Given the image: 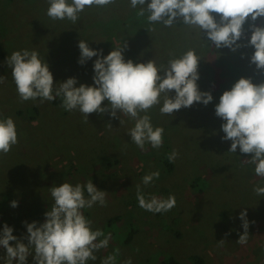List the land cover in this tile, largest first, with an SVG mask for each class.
I'll list each match as a JSON object with an SVG mask.
<instances>
[{
	"label": "rangeland",
	"instance_id": "1",
	"mask_svg": "<svg viewBox=\"0 0 264 264\" xmlns=\"http://www.w3.org/2000/svg\"><path fill=\"white\" fill-rule=\"evenodd\" d=\"M35 1L0 0V18L5 21V29L0 34V50L7 53V57L2 60L5 65L0 64V76L6 78L0 83V118H13L18 131V144L7 154H0V197L8 195L7 199L2 198L6 205H0V231L7 223L13 227V235L27 244L28 241L23 240L27 235L24 221H45L44 214L53 203L50 191L52 186H59L64 182L86 184L92 180L99 190L108 192L106 206L97 203L88 209L92 211L90 220L93 222V229L101 228L104 234L107 229L113 236L107 248L94 253L97 259L90 260L87 264H102L109 255H116L115 264H125L129 260L131 264H162L170 256L190 264V254H200L205 264H264V196H258L253 190L257 185L264 187V178L258 177L255 165L247 161L252 154H242L239 149L236 153L229 152L231 141L220 140L213 148L215 141L208 137L211 135H207L206 129L199 130L198 134H192V143L187 140L180 144L183 154L192 150L190 155H178L174 161L177 165L172 173L145 186L142 177L152 172V166L155 165L144 163L148 152L145 151V155L128 135L129 129L135 124L134 120L118 113L124 121L121 125L120 119L111 117L110 113H92L88 117L89 122H85L84 115L78 109L66 111L62 105L56 106L53 101L41 103L39 98L35 101H23L38 106L40 114L35 119L16 115L19 95L6 62L14 51L39 50L40 57L49 64L54 83L75 77L78 81L76 86L79 87L80 84H94V61L98 58L93 57L85 65L78 63V44L82 39L93 49H103V53L106 50L112 51L113 47H122L126 42L124 55H131L135 63L155 60L157 65H164L165 59L169 62L170 59L194 49L201 57L198 68L200 79L197 81L199 89L211 92L214 100L207 106L194 103L191 107L176 111L174 115H191L189 118L195 121L198 120L195 117L201 115L210 119V122H216L220 118L215 114V106L228 86H233L241 77L252 78L256 84L264 82V70H258L250 63L255 49L243 47L237 52L229 48L215 49L214 45L206 41V34L202 36L198 28L179 23L173 25L175 29L170 31L171 34H168L169 27L153 24L152 36L149 35L144 43L143 35L135 30L139 23L133 8L130 5L124 13L119 0L107 7L86 8L75 24L67 19L49 21L47 16L41 17V12L47 13L48 9L46 7L44 10L42 3H48V0H40L41 12L32 8ZM32 10L37 15L30 13ZM147 15L146 13L143 17L147 18ZM213 15L218 17L219 14ZM35 16L37 20L44 19L56 26H47L46 21L36 25ZM113 17L120 22L122 18L123 22L130 18L128 32L123 28L124 23L122 27H116L119 25L112 23ZM256 23L264 26V18H259ZM250 24L249 18L244 25L248 39L251 37ZM50 42L54 46H64L72 59L63 62L66 57L62 58L60 48L51 50ZM239 43H247V40ZM110 45L113 47L110 48ZM107 46L109 47L106 48ZM171 93L174 96L175 90ZM107 103L105 101L102 106H107ZM161 106L162 101L147 113L151 116L154 127L162 128L173 118L172 115H162ZM130 120L134 122L132 125ZM49 127L53 131L64 132L62 135L69 140L62 139L59 133L52 140V134L49 138L45 132L38 137L40 129L47 130ZM219 128L221 127L217 125L208 127V130L215 134ZM186 134L187 132H183V135ZM103 155L109 157L112 166L107 165L108 159L104 161ZM218 157L231 165L230 171L222 176L216 175V170H212ZM102 162L109 170H106ZM148 167L150 170L147 172ZM141 171L146 174L142 176ZM199 175L201 178L198 182L195 179ZM137 185L145 194L146 200L155 193L162 199L173 193L177 201L175 207L160 215L146 211L139 206L138 200L135 202ZM149 186L152 188L148 189ZM127 197L129 201L126 200ZM14 200L18 201V207H11ZM245 208L249 228L246 243L241 244L237 242L240 235L244 234L240 213ZM34 212H37V216L33 215ZM117 212L121 215L120 221L107 225L106 219ZM131 232L133 236L128 245L126 237ZM221 240H224L222 245L218 243ZM10 243L14 245L15 241ZM6 255V249L0 246V264H8ZM12 264H16V261H12ZM28 264H33V256L28 258Z\"/></svg>",
	"mask_w": 264,
	"mask_h": 264
},
{
	"label": "clouds",
	"instance_id": "2",
	"mask_svg": "<svg viewBox=\"0 0 264 264\" xmlns=\"http://www.w3.org/2000/svg\"><path fill=\"white\" fill-rule=\"evenodd\" d=\"M116 0H48L47 16L53 21L69 20L75 24L80 13L90 7H107ZM133 9H139L138 15L147 13L150 24H163L172 27L183 24L200 30L206 34L207 42L215 49L229 48L237 52L243 47H252L254 52L250 63L258 70H264V26L256 21L264 18V0H130ZM213 13L219 14L218 17ZM251 19L250 39L246 36L244 25ZM247 40V43H239ZM80 58L78 63L85 65L93 57V85L80 84L77 87L75 77L54 83L49 64L37 51L27 49L14 51L7 58L11 69V78L15 82L16 91L21 101L38 98L40 102L62 98V107L66 111L79 110L89 122L92 113L106 114L124 121L121 115L135 121L129 129L131 141L144 149L146 144L158 149L163 145L164 129L154 127L151 116L147 113L154 106L160 105V113L174 115L182 108L203 103L207 106L213 102L211 92L201 91L197 81L199 61L201 57L194 49H190L178 58L170 59L167 66L157 65L155 60L147 63H135L125 59L126 42L105 56L103 49H93L85 40H80ZM6 80L0 76V83ZM175 90V95H171ZM107 101V106H102ZM145 113L144 115H140ZM215 114L224 123L221 125L225 135L224 141H231L229 152L252 154L248 162L255 165V174L264 178V82L256 84L252 78L241 77L230 90H225L220 102L215 106ZM112 127L111 124H108ZM18 144L17 125L13 118H0V154H7ZM178 156L175 150L168 159L174 162ZM159 170L142 177V183L148 186L159 179ZM55 185V184H54ZM254 192L264 196V187L257 185ZM53 203L45 212V221L40 223L24 221L27 235L23 240L13 235V227L7 223L0 231V246L6 249L8 264H28L33 256V264H87L95 261L94 254L107 248L111 234L105 236L100 229H93V222L84 214V209H91L95 204L106 206L108 192L99 190L89 180L86 184L64 182L50 188ZM85 192L87 195H85ZM139 206L153 213L168 212L175 207L174 195L166 199L145 194L137 185ZM11 207H18V201H12ZM244 234L238 243H246L249 221L247 209L240 213ZM103 237V239H99ZM12 241H15L13 245ZM223 244L224 240L218 242ZM34 251V255H33ZM116 255H109L102 264H115ZM131 264V261L125 262Z\"/></svg>",
	"mask_w": 264,
	"mask_h": 264
},
{
	"label": "trees",
	"instance_id": "3",
	"mask_svg": "<svg viewBox=\"0 0 264 264\" xmlns=\"http://www.w3.org/2000/svg\"><path fill=\"white\" fill-rule=\"evenodd\" d=\"M10 1H12V0H10ZM44 1V0H43ZM119 3H122V11L124 12V13H126V11L130 8V3L128 2V0H119ZM9 4H11V3H8V5ZM41 4V1L40 0H36L35 2H34V5L32 6V8H34L35 9V11H37V12H41L40 11V5ZM43 4V6H45V7H43L44 8V10H46V7L48 8V3H47V1H45L44 3H42ZM120 6V5H119ZM129 6V7H128ZM33 9V10H34ZM31 11L30 13H35L36 15H37V12H34V11ZM133 12H134V14H136L137 15V21H138V23H139V25L135 28V30H136V33H139L140 35H143V41H144V43H145V41L147 40V39H149V37L150 36H152L151 35V31H152V28H154V25L153 24H150L148 21H147V18L146 17H141V16H139L137 13H138V8L137 9H133ZM42 13V15H41V17H46L47 16V14L45 13V12H41ZM36 17L37 16H35V21L37 22L36 23V25L39 23H42V22H45L46 21V23H47V20H42V19H39V20H37L36 19ZM40 17V18H41ZM47 19L50 21V18H48V16H47ZM112 21V23H114V24H118L119 26H116V27H122V25H123V23L125 24L124 26H123V28L128 32V26H127V24H129L130 23V18H127V20H125L124 22H123V18L121 19V22L118 20V19H116L115 17H113V19L111 20ZM4 24H5V21H3L1 18H0V34H1V32L3 31V29H5L4 28ZM116 24V25H117ZM47 26H51L49 23H47L46 24ZM52 26H56V25H52ZM115 27V26H114ZM156 27V26H155ZM157 29L159 28L160 30L162 29V27H156ZM175 28L172 26V27H169V32H168V34H171L170 33V31H173ZM116 31H119V29L117 30V29H115ZM155 33V32H154ZM163 34V33H162ZM165 34V33H164ZM167 34V33H166ZM150 35V36H149ZM162 41H163V39H162ZM163 42H165V41H163ZM166 43V42H165ZM50 44H51V46H52V49L51 50H58V48H60V50H61V53H62V58L63 57H66V59L65 60H62L63 62H66V61H70L71 59H72V56H71V54H70V52L63 46V47H60L59 45H57V46H54L53 45V43L52 42H50ZM0 45H1V41H0ZM123 46V45H122ZM109 46H107L106 48H108ZM113 46L112 45H110V48H112ZM116 48V47H115ZM113 49H114V47H113ZM110 51L111 50H106V52H104L103 54L105 55V56H107L109 53H110ZM38 52H39V50H38ZM124 54H125V51H124ZM68 55H70V56H68ZM125 56V58L128 60V59H131L132 60V56L131 55H124ZM7 57V53L5 52V51H3V50H0V64L1 65H5V62L4 61H2V60H4V58H6ZM74 57V56H73ZM164 60V59H163ZM165 61V62H164ZM163 62H164V65L165 66H167L168 65V62H167V60L165 59ZM216 74L218 75L219 73H218V71L216 72ZM217 80H218V78H217ZM219 81V80H218ZM202 82H203V80H202ZM222 84V83H221ZM220 84V85H221ZM203 85H205V82L203 83ZM231 87L232 86H228V89L227 90H230L231 89ZM199 88H200V85H199ZM172 94V93H171ZM173 95V94H172ZM53 104H55L56 106H61L62 105V98L61 97H57L55 100H53ZM16 105H17V107H18V110H16L15 111V114L16 115H23V116H29L30 118H36L37 116H38V114H40V109L38 108V106L37 105H34V104H31V102H29L28 104H26V103H24L23 101H21L19 98L17 99V101H16ZM23 106H25V108H23ZM36 115H35V114ZM179 114L177 113V116H175V115H172V119H170V121L167 123V124H165L164 126H162V128L164 129V133H163V145H162V147H160V148H158V149H155V148H152L151 147V145L149 144H146L145 145V148L144 149H141V148H139L140 150H142V152L146 155V152L145 151H147L148 152V154L145 156V158H144V163L145 164H153V165H155V167H153L152 166V168H153V171L152 172H154V171H157V170H159V172H160V178L161 177H163V176H165V175H167V174H170V173H172L173 171H174V169L176 168V163L175 162H170L169 161V159H168V156H169V154L170 153H172L174 150L176 151V152H178V155H180V156H189L190 154V152L192 151V150H190V151H188L187 153H185V154H183V149L181 148V143H185L187 140H188V142L189 143H192L194 140H192V139H190L191 138V136H192V134H195V132H196V134H198V132L197 131H199V130H201V131H204L205 129L207 130V135H211V136H208L209 138H212L215 142L212 144L213 146V148L215 147V145H216V143H218V142H220V140H222V137L225 135V133L222 131V129L221 128H219V130L215 133V134H212L211 132H210V130H208V127H215V126H217L218 125V127H221V125H222V123H224V121L220 118L218 121H216V122H210L209 120L210 119H207V117H202L201 115L200 116H197V117H195V118H197L198 120L197 121H195V119H193V118H189L191 115H187L186 114V116L185 117H182V115H180V116H178ZM197 115V114H196ZM196 115H192V116H196ZM107 117H110V115H108ZM207 121V122H206ZM209 121V122H208ZM130 122H131V125L134 123L133 121H131L130 120ZM42 124H45L44 123V121H42ZM125 126H127V127H129L128 125H125ZM43 127H45V126H43ZM54 128V127H53ZM60 128H63L62 126H60ZM182 128V129H181ZM55 129V128H54ZM59 129V128H58ZM64 129V128H63ZM42 130H44V131H42ZM40 129L38 132H39V134H38V137H41V133L42 132H45V133H47V136L49 135V138H51V134H52V138L50 139V140H52V139H54L55 138V136H57V134L59 133V136L63 139H65V140H69V139H67L65 136H63L64 134V132L62 133L61 131L60 132H58V131H53V129H52V127H49V128H47V130L49 131H47L46 129ZM50 130H52L53 131V133L50 131ZM183 132H187V134L186 135H183ZM56 134V135H55ZM63 134V135H62ZM68 135V134H67ZM66 135V136H67ZM207 137V136H206ZM168 141L170 142V143H168ZM49 145H52V143H50ZM47 146V145H46ZM159 149H160V151H159ZM161 153H162V155H161ZM159 154L161 155V156H159ZM103 160L104 161H106L107 159V165L108 166H112V164L113 163H111L110 161H109V157L108 156H104L103 155ZM176 160V159H175ZM178 161H180V159H178ZM101 162V161H100ZM151 164V165H152ZM102 165L105 167L106 165H105V163L104 162H102ZM230 167H231V165L227 162V161H225L224 159H221L220 157H218V158H216L215 159V167L214 168H212V170L213 171H215L216 170V175H219V176H222L223 175V173H227V172H229L230 171ZM106 170H109L108 169V167L106 166ZM145 170H147V168L145 169ZM150 169H149V167H148V170H147V172L149 171ZM109 172V171H108ZM144 171H141V175L143 176L144 174H146V173H143ZM151 172V171H150ZM187 172V171H186ZM214 174V175H215ZM200 178H201V176L199 175V176H197V178L195 179L196 181L198 180V182H199V180H200ZM152 186H154V185H152ZM19 188H21V187H19ZM152 187H148V189H151ZM22 189V188H21ZM161 190H163V188H161ZM166 191H168V189H165ZM203 190V189H202ZM201 191V190H200ZM155 192V191H154ZM153 192V193H154ZM122 194H124V193H122ZM159 195V194H158ZM158 195H156V193L155 194H153V196H158ZM170 195H173V193H171V194H169V195H165V196H163V199H166V198H168ZM165 197V198H164ZM2 198H4V199H7L8 198V195H2L1 197H0V205H6L5 204V202L3 201V199ZM148 199L150 198V197H147ZM27 198H25V200H26ZM126 200L127 201H129L128 200V197L126 198ZM137 201V198H135V202ZM133 202H134V200H133ZM85 211H86V213H84L85 214V216L88 218V219H91V217H92V214H91V212L92 211H90V210H88V209H84ZM37 214V212H34L33 213V215H35V216H37L36 215ZM160 214H162L161 212L160 213H157V215H160ZM40 215V214H39ZM120 218H121V215H120V213H115L114 215H111V216H109L108 217V219H106L107 220V225H110V224H112V223H117L118 221H120ZM95 229H101V228H95ZM94 229V230H95ZM105 231H106V234H105V236H107V234L109 233V230H107V229H105ZM111 236H113V235H111ZM133 236V234H132V232L131 233H129V235L126 237V243L129 245L130 244V240H131V237ZM99 239H102V237H100ZM208 244V243H207ZM121 247H123V246H121ZM188 261H189V263L190 264H205V260H204V258H203V256H201L200 254H190V256H188ZM162 264H185V263H183L182 261H180V260H178L177 258H175L174 256H170L168 259H166V260H164L163 262H162Z\"/></svg>",
	"mask_w": 264,
	"mask_h": 264
}]
</instances>
